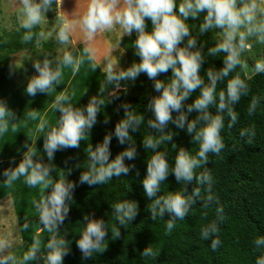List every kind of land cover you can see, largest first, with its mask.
<instances>
[{"label":"clouds","instance_id":"9594fccd","mask_svg":"<svg viewBox=\"0 0 264 264\" xmlns=\"http://www.w3.org/2000/svg\"><path fill=\"white\" fill-rule=\"evenodd\" d=\"M20 2L22 8L19 25L26 30L22 37L23 42L26 43L33 39L32 29L41 24L44 14L51 9L54 0H39V2L20 0ZM56 4L59 7L60 0H56ZM176 8L177 0H90L86 12L77 21L70 23L61 14L59 30L56 33L58 42L67 45L70 33L77 26L84 33L86 41H92L97 34L108 31L118 30L123 35L129 36L133 31L136 32L138 38L134 42L135 55L140 57L141 62H134L127 70L117 71L114 58H108L103 72L106 74L105 83L114 86L110 95L115 99H119L120 81H135L141 73H145L154 81L156 92H162L161 95L152 97L147 105V109L154 116V119L147 120V127L155 129L160 135L144 137L145 149H152L154 154L147 160V176L142 184L146 196L155 198L149 205L152 220L157 216L163 218L165 213L171 216L167 220L166 234L172 233L177 220H184L198 200L203 202V208H209L214 202L218 203L212 193L213 178L210 171L204 168V171L197 174L195 170L209 163L210 153L219 156L225 149L226 145L221 136L225 113L229 118L228 128L231 129L238 121L235 105L242 97L249 95V85L239 73L227 80L226 90L219 91L217 98L218 82L229 77L238 67L247 68V63L241 59V56L252 47L248 42L250 38L264 44V0H180L179 15L174 11ZM201 13L206 15L199 27L200 33L222 29L221 32L216 33V45L209 49L208 55L227 54L221 70L216 71L213 68L207 70L208 83H205L199 74L205 57L197 48V40L190 36L189 26L185 23L189 17L198 19ZM146 18L151 20L150 33L146 30ZM51 35L52 32L40 31L37 43ZM186 37H188L187 43L181 47ZM117 47L119 42L113 46V49ZM83 52L84 56L74 57L71 52L64 51L62 57L57 58L55 69L47 58L42 63L35 62L34 68L38 75L30 78L26 93L33 97L38 93L49 94L54 90L55 85L61 83L62 69L70 68L75 75L84 64L85 56L94 72L98 66L96 49L88 44ZM169 69L172 71V76L168 82L157 79L159 74L167 73ZM254 71L264 73V59L255 62ZM197 89H200V95L193 103L185 105ZM100 91L103 92V86ZM103 104L105 101L102 98L93 96L85 107H74L71 97L67 91H64L58 94L52 103V107L62 114L57 126H50L48 121L39 116L35 110L26 113L27 119L40 120L36 130L45 133L43 149L49 161L54 159V153L57 151L80 147V142L88 136L93 125L96 124L97 115ZM258 104L259 98L253 97L247 109L250 116L255 114ZM119 107L124 109L125 118L116 124L114 134L106 135L102 143H98L94 149L92 146L86 149L89 157L88 170L81 174L80 184L102 185L114 176L128 174L135 167L134 164L126 165L125 159L134 160L137 157V149L130 131H138L144 116L136 115L131 104L124 103ZM212 107L217 109V114H212L210 111ZM193 111L198 112V115L189 120V114ZM174 112L175 116H173ZM14 118L15 113L8 108L5 101L0 100V135L8 132L9 121ZM170 124L186 130L193 142L199 144L196 155L180 148L175 156L174 167L171 168V173H174L177 182H184L186 185L195 182L196 186L191 194H186L187 187H185L183 193L157 195L162 182L170 174L168 154L157 150L163 143L172 141L177 135L175 132L165 131ZM46 128L47 132H45ZM11 129L16 132L17 126L13 124ZM255 134L254 127L242 129L240 132L241 138L248 137V144L252 143ZM113 135L118 138L121 145L128 143L129 146L110 161L109 146ZM24 147L27 151L23 154L19 165L14 169L9 167L2 173L7 178L5 186L12 187L21 177L29 188L43 186L41 198L38 201L33 200V205L39 213V224L44 226L43 230L52 235L46 244V254L40 259H43L44 264H63V258L69 253V248L67 241L59 236L58 229L68 216L69 203L73 201V189L76 184L67 181L65 177L54 181L50 177L54 166L51 163L37 162L34 160L36 153L33 146L29 147L25 144ZM12 163H15L14 159ZM49 188L50 195H45ZM202 190L206 193L205 196L201 195ZM112 207L113 215L121 226L133 221L138 215V205L134 201L125 199ZM92 217L94 214L91 217L84 216V220L88 223L77 241V247L85 259L92 257L94 252H102L108 232L103 219L97 220ZM224 219V208L218 206L216 220L201 229L202 239H211L213 251H216L222 243L216 234L219 232L218 223H222ZM29 227L30 223L25 217L23 229L28 230ZM120 236V229L113 227L112 237L117 239ZM41 245L42 240L39 235H34L30 248L22 258L18 259L11 251L12 241L7 237L0 238V264H27L29 261H35L38 259V253H41ZM253 245L257 250H264V236L255 238ZM154 255L151 247L145 248L142 253L144 257ZM255 264H264V251L257 257Z\"/></svg>","mask_w":264,"mask_h":264},{"label":"trees","instance_id":"16d2710c","mask_svg":"<svg viewBox=\"0 0 264 264\" xmlns=\"http://www.w3.org/2000/svg\"><path fill=\"white\" fill-rule=\"evenodd\" d=\"M55 1L53 5H55ZM85 0H70L69 5H83ZM177 8L174 10L179 15ZM61 12L63 13L62 4ZM59 7H57L58 10ZM206 13H201L198 19L189 17L185 23L189 26L190 36L196 38L197 48L201 50L205 61L200 69V76L207 80V70L213 68L216 71L224 67L223 60L226 53H219L209 56L211 47L216 45L217 39L210 30L200 33L199 27L203 22ZM146 30L152 31L151 20L146 18ZM25 29L18 28L12 32L0 36V100L5 101L10 110L15 113V118L9 121V130L0 135V200L10 196L19 235L23 246L17 256L22 258L23 254L30 248L34 235H39L42 240L41 253L38 259L29 261L27 264H44L41 256L46 254V244L51 233L43 230L39 224V213L33 205V200L38 201L42 194V185L29 188L21 177L15 181L12 187H6L4 170L9 167L15 168L23 159L27 151L24 147L27 144L33 146L36 153L34 160L45 164L51 163L54 166L50 177L54 181L66 178L67 181L75 183L73 189V201L69 203V213L63 224L59 225L58 234L67 241L69 253L63 258V264H255L257 257L264 250L254 248L255 238L264 236V73H255L247 77L244 68L238 67L229 77L218 82V93L226 90L227 80L237 73L249 85V95L242 97L235 105L238 114L237 123L228 128L229 118L225 113L224 128L221 136L226 145L219 156L209 154V163L196 169V173L207 168L213 178L212 193L218 203H213L209 208H203V202L197 201L184 220H177L176 227L171 234H166L167 220L170 214L165 213L164 217L151 218L149 205L153 199L146 196L142 181L147 176V160L154 154L152 149H145L144 137L147 135L158 136L155 129L147 127V120L154 119L151 111L147 109L150 99L161 95L154 89V81L150 80L145 73H141L135 81L121 80V88L118 91L119 99L113 98L110 93L113 85L106 84V74L97 66L93 72L90 68V61L86 56L80 71L73 75L70 68L62 69L63 76L61 83L54 86V90L47 93H38L35 97L26 93L27 84L14 88L9 67V56L17 52L32 49L37 43L40 27L35 26L32 31L33 39L23 42L22 37ZM137 34L133 31L131 36L121 39V46L127 51L128 61L124 70H127L134 62H141L140 57L135 55L134 42ZM188 37L180 46L187 43ZM96 49L97 57L101 50L95 42L91 44ZM52 43H43L42 50L36 55L38 60L45 58L51 61L53 69L57 66V58L54 55ZM84 46L78 45L69 51L74 57L84 56ZM196 49H193L195 51ZM53 53V54H51ZM98 65V64H97ZM172 76L169 69L167 73L157 76V79L168 82ZM103 86V92L100 88ZM67 91L71 97L74 107H85L93 96L102 98L105 104L101 105V111L97 115V122L93 125L91 132L80 142L79 148H69L54 153V159L49 161L43 149L44 134L37 131L40 120L27 119L26 113L35 110L39 116L48 121L52 127L57 126L58 119L62 115L52 107L55 97L61 92ZM200 95V89L193 92L185 105L191 104ZM253 97L259 98V104L254 115L248 114V106ZM128 103L136 115H143L144 121L138 131L131 132L133 143L137 149V157L134 160L125 159L126 165H135L128 174H121L119 177H112L111 180L102 185L89 186L80 184L79 178L84 171H87L88 154L86 149L92 146L93 149L98 143H102L104 137L110 133L114 134L115 126L125 118V111L119 107ZM212 114H217L215 107L210 108ZM176 113H173L175 116ZM198 112L189 114V120L194 119ZM107 121V123L105 122ZM15 124L17 131L13 132L11 126ZM255 129V136L252 143L248 144V137L241 138L240 132L245 128ZM47 128L45 132H47ZM165 131L177 133L172 141L163 143L157 150L165 151L169 163V176L162 182L159 195H168L175 192L191 194L196 186L195 182L186 185L184 182H177L171 168L174 167L175 156L180 148L196 155L199 151V144L194 143L192 137L186 132L170 124ZM175 145V147L173 146ZM128 143L121 145L118 138L113 135L109 149L110 161L116 155L128 147ZM235 146V150H233ZM15 163H12V161ZM79 165L80 167H77ZM51 189L46 190L45 195H50ZM202 196L206 193L202 190ZM134 201L138 205L137 217L125 224L119 225L113 215V205L123 200ZM223 206L224 221L218 223L219 232L216 234L221 240V245L216 251L211 249V239L204 240L201 237V229L212 221L216 220V208ZM207 213V215H205ZM94 219H103L106 224L107 235L102 246V252H94L92 257L83 258L77 247V241L81 238L88 221L84 220L85 215ZM27 217L30 227L23 229ZM120 229L121 236L117 239L112 237V229ZM213 237V238H216ZM151 247L155 253L152 257H144L142 253L145 248Z\"/></svg>","mask_w":264,"mask_h":264},{"label":"rangeland","instance_id":"374dc122","mask_svg":"<svg viewBox=\"0 0 264 264\" xmlns=\"http://www.w3.org/2000/svg\"><path fill=\"white\" fill-rule=\"evenodd\" d=\"M39 2V0H37ZM70 0H60L62 4L63 13L58 8L55 1V5L51 7V9L44 14V18L38 26L41 31L45 33L52 32V35L47 39H41L39 44L36 43L32 49L24 50L22 52H17L9 56V67L12 79L14 81V88H19L24 84L28 83L30 78L34 75H38L34 68V64L37 61L43 62L42 60H38L36 55L39 51L42 50L43 43H52L53 44V52L58 58L63 55L64 51H70L71 48H75L76 45H81L82 43L74 44V39L79 41H85V36L82 30L77 26L69 35V43L67 45L60 44L56 38V33L59 30L60 24V15H63V18L68 20L70 23L73 21H77L81 19L83 14L87 10L88 3L90 0H85L83 5L71 6L69 5ZM22 4L20 0H0V36L5 37V34L8 32H12L15 29L20 28L19 25V17L21 15ZM61 13V14H60ZM118 29V26H117ZM222 29H214L210 30L211 34L216 38V33L221 32ZM101 39L102 45H99L101 50V54L98 59H100L98 66L103 71V68L107 64L108 58H114L117 63V71L125 68L126 62L128 61L127 51L121 46V39L128 36L127 34L123 35L120 31H108L105 33L97 34L93 38L92 41H89L88 44H92L93 41ZM217 39V38H216ZM119 42V47L113 49V46L117 45ZM252 47L245 51L241 59L247 63V68L244 69L247 77L252 76L256 72L254 71V65L257 60L264 59V44H260L256 42L253 38H250L248 41ZM53 54V53H51ZM11 201V198H10ZM10 201H5V212H9L11 209ZM7 214V213H6ZM7 218V217H6ZM10 218H13L12 209L10 211ZM14 221V218H13ZM12 222V219H11ZM16 237V235L14 234ZM18 238L16 237L13 240V245L17 244ZM20 246L15 247L13 249V254L19 249ZM22 248V246H21ZM20 248V250H21Z\"/></svg>","mask_w":264,"mask_h":264},{"label":"crops","instance_id":"0c3cea01","mask_svg":"<svg viewBox=\"0 0 264 264\" xmlns=\"http://www.w3.org/2000/svg\"><path fill=\"white\" fill-rule=\"evenodd\" d=\"M59 9L61 10V6L60 5H59ZM73 41H74V44L82 43L81 45H83L84 47L89 42V41H86V40L85 41H79V42H77L75 39ZM95 42L98 43V44L100 43L102 45V42H101L100 37L96 41H93V43H95ZM78 45H76V47ZM75 48L72 47L71 50H73ZM60 57H62V56H60ZM99 61H100V59L97 58V61L96 62H99ZM7 200L10 201V196H6V197H4L3 199L0 200V238L7 237L8 239H10L12 241V244H13V240L17 237L18 238L17 244L13 245L11 251H13V249L15 247L20 246L19 249L17 250V252H15V255L18 256V254L20 252V248H21V246H23V242H22V240L20 238V235H19V229H18V225H17V222H16V218H15V214H14V209H13V206H12V201H10V205H11V209H12L14 221H13V218H10V211H11V209L8 208L9 209V212H5V209L6 208L4 207L5 206L4 203ZM11 219H12V222H11ZM14 234L16 235V237L14 236ZM5 254H7V253H5Z\"/></svg>","mask_w":264,"mask_h":264}]
</instances>
